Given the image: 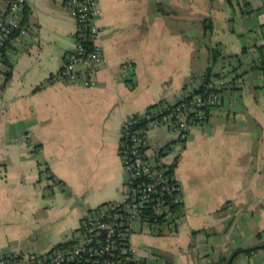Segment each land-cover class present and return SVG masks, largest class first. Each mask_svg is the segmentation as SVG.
Instances as JSON below:
<instances>
[{
    "label": "crops",
    "instance_id": "crops-1",
    "mask_svg": "<svg viewBox=\"0 0 264 264\" xmlns=\"http://www.w3.org/2000/svg\"><path fill=\"white\" fill-rule=\"evenodd\" d=\"M96 2L103 61L91 73L95 86L51 81L76 46L65 0H27L24 32L0 55V256L54 250L88 211L119 202L124 120L201 86L212 66L242 84L220 92L172 157L184 221L159 234L136 221L130 245L147 264H264V0ZM167 140L151 133L153 145Z\"/></svg>",
    "mask_w": 264,
    "mask_h": 264
},
{
    "label": "built area",
    "instance_id": "built-area-1",
    "mask_svg": "<svg viewBox=\"0 0 264 264\" xmlns=\"http://www.w3.org/2000/svg\"><path fill=\"white\" fill-rule=\"evenodd\" d=\"M0 10V55L16 32H24L23 20L27 0H5ZM65 6L76 20V46L65 56L64 65L51 79L62 84L93 87L91 73L103 61L100 12L96 0H65ZM92 42V48L86 47ZM262 59H259L261 63ZM130 64L123 66V78H131ZM241 85L235 73L215 78L187 89L181 98L157 104L151 110L126 118L120 132L119 153L126 172L119 202L103 204L87 212L77 234L63 246L49 252L17 253L0 256V264H147L130 245L132 224L141 222L151 233L159 234L167 227L175 231L184 221L183 197L172 166L180 145L191 132L205 124L212 108L221 101L218 90ZM144 124L140 126V121ZM163 131L168 140L153 145L151 133ZM173 157L171 161L167 159ZM53 179L50 171H43Z\"/></svg>",
    "mask_w": 264,
    "mask_h": 264
},
{
    "label": "trees",
    "instance_id": "trees-1",
    "mask_svg": "<svg viewBox=\"0 0 264 264\" xmlns=\"http://www.w3.org/2000/svg\"><path fill=\"white\" fill-rule=\"evenodd\" d=\"M227 2L229 3V5L231 6V7H234L235 6V4L233 3V0H227ZM246 5H247V2L245 3ZM26 15H27V17H28V11H26L25 12V19H26ZM24 21H26V20H23V23H24ZM205 30H206V33H208L209 31H212V22L210 21V20H205ZM16 36V33H14L13 35H12V37H10V38H14ZM9 38V39H10ZM86 47H87V49H91L92 48V42H87L86 43ZM262 50V49H261ZM218 51L217 50H215V49H213L212 50V64L213 63H215L214 61H215V59L218 57ZM261 59H262V61H261V63H259V68L260 69H262L263 71H264V55H262L261 57H260ZM4 64H5V67H6V70L5 71H3V75H4V77H5V79H6V81H9L10 80V78H11V75H12V64L10 63V61L8 60V59H4ZM213 73V71H212V66L211 67H209L208 69H207V71H206V74H205V81H204V83L200 86V90L202 89V87L207 83V82H210V81H212L213 79H215V78H221V76L220 75H218V74H215V75H213L212 74ZM233 73H235V72H233ZM236 74V73H235ZM224 89V88H223ZM223 89H220V90H218V92H222V90ZM160 103H162V102H160ZM159 104V103H158ZM157 105V104H156ZM156 105H154V106H151L150 108H148L147 110H151L152 108H154ZM145 122H144V120H141L140 121V126L141 125H143ZM63 246V245H62ZM61 247V246H60ZM59 248V247H58ZM256 250H258L257 248L256 249H253V250H247V251H244L245 253H247V254H250L251 252H253V251H256ZM242 251H239V253H241ZM222 263V261L221 262H218L217 264H221Z\"/></svg>",
    "mask_w": 264,
    "mask_h": 264
}]
</instances>
